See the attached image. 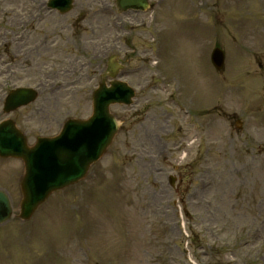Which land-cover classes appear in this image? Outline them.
I'll return each mask as SVG.
<instances>
[{
	"label": "rangeland",
	"instance_id": "374dc122",
	"mask_svg": "<svg viewBox=\"0 0 264 264\" xmlns=\"http://www.w3.org/2000/svg\"><path fill=\"white\" fill-rule=\"evenodd\" d=\"M42 1L0 0V121L13 119L30 145L91 114L105 64L92 48L113 33L86 16L91 0L63 17ZM149 1L146 14L121 16L130 45L120 61L144 70L121 77L136 94L110 107L111 146L30 221L0 226V264H264V0ZM215 46L222 72L210 63ZM19 86L38 99L2 114ZM22 173L0 159L14 215Z\"/></svg>",
	"mask_w": 264,
	"mask_h": 264
},
{
	"label": "water",
	"instance_id": "95a60500",
	"mask_svg": "<svg viewBox=\"0 0 264 264\" xmlns=\"http://www.w3.org/2000/svg\"><path fill=\"white\" fill-rule=\"evenodd\" d=\"M126 4L140 7L144 1L131 0ZM221 57L215 51L213 61L218 66L222 62ZM131 95L124 84L111 89L101 88L95 94V113L89 123L68 122L59 138H38L32 148H27L24 137L10 122L0 125V154L21 157L25 164L20 218L28 219L33 209L54 189L62 188L83 176L87 164L103 151L113 133L114 121L107 112L108 103H128ZM34 97L35 94L28 90L13 91L7 98V108L14 109L32 101ZM75 156L81 158L76 159ZM9 216L8 200L0 192V223Z\"/></svg>",
	"mask_w": 264,
	"mask_h": 264
},
{
	"label": "bare ground",
	"instance_id": "6f19581e",
	"mask_svg": "<svg viewBox=\"0 0 264 264\" xmlns=\"http://www.w3.org/2000/svg\"><path fill=\"white\" fill-rule=\"evenodd\" d=\"M75 158H76V159H80V158H81V156H75Z\"/></svg>",
	"mask_w": 264,
	"mask_h": 264
}]
</instances>
